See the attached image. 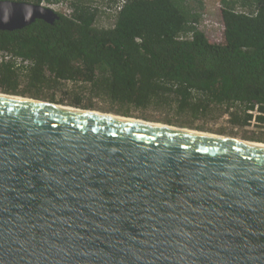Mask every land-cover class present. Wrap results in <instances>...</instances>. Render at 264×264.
<instances>
[{
    "label": "water",
    "instance_id": "1",
    "mask_svg": "<svg viewBox=\"0 0 264 264\" xmlns=\"http://www.w3.org/2000/svg\"><path fill=\"white\" fill-rule=\"evenodd\" d=\"M0 92V264H264V146Z\"/></svg>",
    "mask_w": 264,
    "mask_h": 264
},
{
    "label": "trees",
    "instance_id": "2",
    "mask_svg": "<svg viewBox=\"0 0 264 264\" xmlns=\"http://www.w3.org/2000/svg\"><path fill=\"white\" fill-rule=\"evenodd\" d=\"M10 1L70 11L0 30L2 92L197 129L264 124V0H219L216 30L205 0Z\"/></svg>",
    "mask_w": 264,
    "mask_h": 264
},
{
    "label": "rangeland",
    "instance_id": "3",
    "mask_svg": "<svg viewBox=\"0 0 264 264\" xmlns=\"http://www.w3.org/2000/svg\"><path fill=\"white\" fill-rule=\"evenodd\" d=\"M205 1H206L205 7L201 12V21H200L201 27L202 29L216 30L219 27V21H220L219 10H218L219 0H205ZM106 21H107V18L103 17L101 19V24L105 23ZM44 101H47V100H44ZM61 104L69 105L68 103H61ZM92 110H97V111L107 112V113H114V112L104 111L101 109H92ZM132 117L141 119V120L150 121V122L165 123L164 121L143 118L139 116L138 112H135V114ZM171 125L179 126L177 124H171ZM188 128L210 132L213 134L223 135L227 137L241 138V139L250 140L254 142L264 143V140H257V139H253V138H249L245 136V135L253 136V137L262 136L264 138V124L258 123L256 119L254 120V118L250 121V124L248 126L236 127L231 124L229 120V116L225 114V115H222L217 120L207 122L204 125L203 129H197L195 127H188Z\"/></svg>",
    "mask_w": 264,
    "mask_h": 264
},
{
    "label": "bare ground",
    "instance_id": "4",
    "mask_svg": "<svg viewBox=\"0 0 264 264\" xmlns=\"http://www.w3.org/2000/svg\"><path fill=\"white\" fill-rule=\"evenodd\" d=\"M1 93V92H0ZM28 98V97H27ZM30 98V97H29ZM92 110V109H91ZM96 111V113H98V112H100V111H97V110H95ZM127 117V116H126ZM129 119L128 120H133V121H137V122H140V123H147V122H150V121H146V120H141V119H137V118H134V117H128ZM157 125H163V123H158L157 122ZM184 128H186V129H192V128H188V127H184ZM194 130H196V129H194ZM196 132H198V133H207V134H210V135H217V134H213V133H210V132H205V131H200V130H197ZM218 136H220V135H218ZM223 137V136H222ZM224 137H226V138H228V139H233V140H236V141H244L245 139H241V138H234V137H227V136H224ZM247 141H249L250 143H253V144H255V145H259V146H264V143L263 142H254V141H250V140H247Z\"/></svg>",
    "mask_w": 264,
    "mask_h": 264
},
{
    "label": "built area",
    "instance_id": "5",
    "mask_svg": "<svg viewBox=\"0 0 264 264\" xmlns=\"http://www.w3.org/2000/svg\"><path fill=\"white\" fill-rule=\"evenodd\" d=\"M124 4H125V0H117L116 5L113 7L114 11H118V10H120V9L123 7ZM43 5L49 6V7H51L52 9L62 8V9L65 10V9L67 8L66 5H60L59 7H58V6H53V5H47V4H43ZM65 11L68 13L70 10L66 9ZM2 58L9 59L10 56H8L7 54H5V55H0V60H2ZM250 113H253V114L256 115L258 112H257V109H255V110H253V111H250ZM254 120H255V118H254Z\"/></svg>",
    "mask_w": 264,
    "mask_h": 264
}]
</instances>
